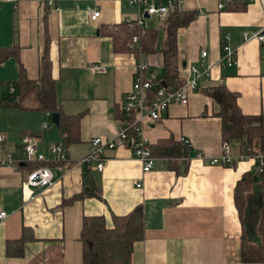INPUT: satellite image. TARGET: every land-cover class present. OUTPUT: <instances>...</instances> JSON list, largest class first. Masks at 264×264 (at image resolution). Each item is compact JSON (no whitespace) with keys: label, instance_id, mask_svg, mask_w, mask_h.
I'll use <instances>...</instances> for the list:
<instances>
[{"label":"crops","instance_id":"crops-1","mask_svg":"<svg viewBox=\"0 0 264 264\" xmlns=\"http://www.w3.org/2000/svg\"><path fill=\"white\" fill-rule=\"evenodd\" d=\"M219 1L183 0L178 6L196 14L176 34L178 77L186 79L191 68L207 70L208 76L199 80L186 106L172 105L158 121L143 125V137L155 159L149 173L142 172L127 146L105 152L102 172L79 161L92 152V139L114 138L124 126L120 108L131 92L136 63L145 61L149 73L163 75V20L146 18L142 31H157L154 52L136 55L115 52L112 39L102 34L103 28L136 22L138 11L127 0H66L58 6L40 0L0 2V50L17 51V57L0 60V100L9 94L7 85L16 89L20 66L28 79L38 78L47 38L62 112L81 114L80 142L66 149L65 162L46 163L54 183L40 191L25 185L28 168L21 137L37 135L38 152L47 154L60 142L56 127L48 125L52 115L8 110L9 120L8 113L0 112V135L5 137L0 157L11 154L18 163L15 168L0 167V212L7 214L0 221V264H82V218L103 216L111 227L113 215L128 214L136 207L142 211L144 238L134 244L132 264H244L243 226L234 189L243 174L255 170V161H236L230 167L209 164L221 154L223 143L214 90L222 86L236 93L244 115L264 116V52L256 39L243 37L264 29V9L257 1L222 0L224 8L218 10ZM92 9L101 13L95 22L88 17ZM224 42L235 57L223 68ZM201 51L208 54L204 63ZM93 65L105 71L98 72ZM228 144L234 158L246 150L241 141ZM89 182L94 195L89 194ZM255 192L258 204L252 201V225L257 226L260 185L253 186ZM24 229L28 232L22 255L8 256L6 243L19 241Z\"/></svg>","mask_w":264,"mask_h":264},{"label":"trees","instance_id":"trees-1","mask_svg":"<svg viewBox=\"0 0 264 264\" xmlns=\"http://www.w3.org/2000/svg\"><path fill=\"white\" fill-rule=\"evenodd\" d=\"M195 16L194 12L181 11L175 8L163 20L162 26L165 33L161 53L164 73L162 76L156 77V81L167 88L174 89L181 82L177 67V31L189 25ZM135 25H137L136 22L131 25L122 23L107 29L103 28L102 34L112 39L115 52L133 51L136 55L139 53L148 55L154 52L153 47L157 39V31H142L144 27ZM135 35H137L138 41L131 48V40ZM10 56L17 57L16 49L0 50L1 61ZM15 84L16 89L13 93L8 92L9 94L0 100L1 109H16L22 112L35 111L49 115L58 114L60 126L57 130L64 148L67 149L69 146L80 142L79 122L81 114L66 115L62 112L61 103L56 95V83L52 77V62L48 55L47 38L39 62L38 78L36 80L28 79L20 66L19 76ZM9 86L11 85H7V88ZM237 99L236 93H232L222 86L215 88L214 100L219 108L215 116L220 120L222 142H243L246 145V150L241 155L247 159H252L256 151L264 154V116L244 115L237 105ZM121 120L125 123L122 114L120 115ZM27 135L37 138L35 134H23L22 136ZM166 142L170 144L171 141ZM41 165L43 164L25 163L24 166L30 171ZM233 165L234 163L231 166ZM81 166L87 167L88 165ZM255 184L260 185V209L259 215L256 217V222L259 221L257 226L252 225V217L246 210V193L252 191ZM255 201L258 204V197L255 198ZM234 204L243 226L240 238V260L244 264L262 263L264 262V172L256 173L253 170L241 176L234 189ZM27 232V229L23 230V236L19 241L6 243L8 256L22 255ZM143 238L144 221L140 207L134 208L125 215H113L111 227L106 225L103 216H84L81 221L79 236V242L82 246V264H132L134 244L142 241Z\"/></svg>","mask_w":264,"mask_h":264},{"label":"built area","instance_id":"built-area-1","mask_svg":"<svg viewBox=\"0 0 264 264\" xmlns=\"http://www.w3.org/2000/svg\"><path fill=\"white\" fill-rule=\"evenodd\" d=\"M19 0H0V2L16 3ZM66 0H40V3L45 5L58 6L59 3ZM183 0H127L129 6H132L138 11V18L136 24L144 27L146 15L148 17H157L164 20L167 15L178 8ZM231 1V0H230ZM243 3L259 2L264 9V0H238ZM226 2V1H225ZM224 1H219L217 8L222 10L224 8ZM99 10H89L88 17L91 21L95 22L100 18ZM245 41L254 38L261 46L264 52V29H261L252 36L243 35ZM227 40V38H226ZM138 41L135 36L131 40L130 47H134ZM224 63L221 66H231L234 63V51L227 45H223ZM207 51L200 52V60L204 63L207 58ZM94 70L98 72L105 71V67L100 65H93ZM208 71L204 70L199 72L195 68L188 71L186 79L182 80L180 84L174 88H167L165 85L156 81V76L149 73V67L146 62L140 60L134 66V78L132 83L131 92L123 100L121 105V113L124 117V126L119 128L117 135L114 138H94L91 140L92 152L79 161V165H95L98 172L104 169L105 152L114 150L120 147L127 146L131 149L133 157L140 163L143 173H149L153 167L155 159L151 153L149 144L143 137V125L147 121H158L168 108L172 105L186 106L189 101V94L195 92L199 88V80L202 77H207ZM12 86L8 87V92L13 93ZM43 129H47L46 123L42 124ZM130 133L132 136L130 137ZM5 140L3 135H0V144ZM187 147L189 142L186 139H181ZM22 150L25 154V163H42L43 165L28 171L26 175L25 185L32 189L43 190L49 188L54 183L53 173L51 168L46 164L49 161L54 163L65 162L68 158L67 151L61 142L49 148L47 154L40 153L37 150V139L32 136L21 137ZM201 154L198 153L196 158H200ZM247 159L245 156L240 155L234 158L230 154L229 144L222 143V152L218 157H212L209 161L211 166L230 167L236 161ZM252 159L255 161L256 173L263 172L264 167V154L261 152H254ZM17 161L14 160L11 154L5 157H0V167H16ZM139 187V185H137ZM7 217L5 212H0V221Z\"/></svg>","mask_w":264,"mask_h":264},{"label":"rangeland","instance_id":"rangeland-1","mask_svg":"<svg viewBox=\"0 0 264 264\" xmlns=\"http://www.w3.org/2000/svg\"><path fill=\"white\" fill-rule=\"evenodd\" d=\"M8 110H16V109H1L0 108V112H5L6 113V115H7V113H8V117H9V120H12V116H11V112L10 111H8ZM16 111H19V110H16ZM21 112V111H20ZM31 115V114H30ZM7 120V119H6ZM1 123H3V121L2 120H0V124ZM8 125V120H7V123L5 124V126H7ZM38 126H39V124H37ZM48 125L53 129V128H55L54 127V125H53V123L51 122V120H49V123H48ZM1 145V144H0ZM257 197V192H255V193H252V191H251V193L250 194H248V197H247V208H246V210L248 209V214H249V216L250 217H252V201H255V198Z\"/></svg>","mask_w":264,"mask_h":264},{"label":"water","instance_id":"water-1","mask_svg":"<svg viewBox=\"0 0 264 264\" xmlns=\"http://www.w3.org/2000/svg\"><path fill=\"white\" fill-rule=\"evenodd\" d=\"M146 18H149L148 15H146ZM51 121L53 123V125L56 127V129H59L60 123H59V115L58 114H53ZM89 186H90V192L89 194H93V187H92V183L89 182Z\"/></svg>","mask_w":264,"mask_h":264}]
</instances>
